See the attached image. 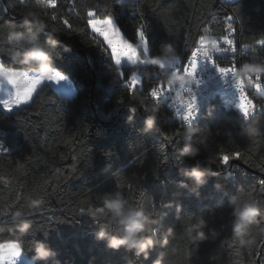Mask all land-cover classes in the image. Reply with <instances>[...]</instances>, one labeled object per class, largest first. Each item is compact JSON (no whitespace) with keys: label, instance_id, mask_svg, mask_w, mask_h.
Wrapping results in <instances>:
<instances>
[{"label":"trees","instance_id":"trees-1","mask_svg":"<svg viewBox=\"0 0 264 264\" xmlns=\"http://www.w3.org/2000/svg\"><path fill=\"white\" fill-rule=\"evenodd\" d=\"M26 11L48 27L24 26ZM230 14L238 17L243 43L231 59L242 61L249 45L250 59L264 62V0H0V61L38 71L19 61L31 46L29 38L43 43L51 36L59 41L52 49L54 66L76 89L66 96L44 84L26 106L7 112L0 105V142L8 148H0V245L15 239L29 248L24 255L32 264H264V173L259 171L264 112L246 120L240 107L232 103L235 109H227L228 99L215 97L187 126L165 100L149 94L178 70V63L182 66L203 27L211 28L207 35H221ZM109 15L147 64H115L88 23ZM141 21L146 22L147 54L137 34ZM12 30L25 34L22 46L8 40ZM169 48L173 67L165 69L156 61ZM14 53H20L16 61ZM133 73L142 85L129 96L133 85L125 79ZM145 108L154 112L150 127ZM161 131L172 135V142ZM186 145L193 155H182ZM224 150H240L236 153H244L248 163L232 159L222 165L218 153ZM193 169L201 170V182L185 174ZM117 190L128 201L125 211L141 208L148 216L142 235L152 238L154 247L147 249V259L124 245L108 246L120 225L99 209ZM234 199L260 201L262 214L243 243L233 237ZM21 222L29 225L23 232ZM101 225L107 234L98 238ZM40 242L54 255L35 259Z\"/></svg>","mask_w":264,"mask_h":264},{"label":"clouds","instance_id":"clouds-1","mask_svg":"<svg viewBox=\"0 0 264 264\" xmlns=\"http://www.w3.org/2000/svg\"><path fill=\"white\" fill-rule=\"evenodd\" d=\"M39 2V0H37ZM45 3H48V0H45ZM54 7L55 5H51ZM23 20L22 24L24 26H28L29 29L32 27L38 28L40 30H44L48 27L46 21L39 18L35 13L31 11L22 12ZM8 23L15 26V22L9 21ZM52 32H56L57 29L53 28ZM201 37H204L201 40ZM198 41V47L194 51V55L197 54L203 45H208V47L203 48L205 54L209 52L219 53L220 52V44L222 39H216L205 32L202 34ZM8 40L11 42L15 40L18 45L22 46V42L25 40V34L12 30L8 34ZM228 44H232L233 42L230 40L224 41ZM30 47H27L23 51L22 60L19 63L24 65H35L38 71L29 73V77L39 78L41 82L52 75L59 73L61 76L64 74L58 70L54 66V62L52 59V49H54L57 44L59 43L58 40L53 39L51 36L48 37L46 41L43 43L40 42L38 39L29 38ZM131 43L129 42V45ZM65 50H69L68 46H65ZM20 53H14L11 58L13 61L17 60V57ZM138 53L132 51L131 47H128L126 51L122 53L121 59L127 58L128 60L134 59ZM174 54L172 53L171 48L167 50V55L165 57L159 58V63L161 67L165 66L166 63L172 62ZM116 57L114 56V60ZM198 68V62L194 61L191 68L185 66V73H190L193 77L196 76ZM219 73H223V76H228L231 74L238 83L242 84L243 80L242 77L248 76L252 78L253 76L259 81L260 77L264 76V62H255L250 61L239 66H233L231 69H224L221 67H217ZM175 75V72L173 73ZM138 80H133V89L135 88L136 83ZM29 83H31V79H29ZM172 84V81L169 80V86ZM183 87V84H181ZM259 89L260 85H255ZM239 91V89H238ZM163 93L161 92H153L152 95L154 96L155 100H159V97ZM239 100L242 112L247 117L249 113L253 112L255 109V102L247 96V93L244 91H240L239 93ZM197 99L193 97L191 103L187 104L186 111L184 114V119L191 123L192 119L199 113V108L197 106ZM150 114L145 120V126L150 127L152 124V118L154 115L153 110L145 108ZM131 119V117H129ZM183 154L193 155V151L190 146H185V149L182 152ZM237 159H239L242 153H235L234 154ZM232 159V156L228 154H221L220 155V163L222 165H227L229 161ZM186 175L190 174L192 177L196 179L199 183L201 182L202 172L198 169H193L191 173H185ZM233 203L235 204L233 210V216L235 217L233 221V237L239 239L241 243L244 242V238L248 235V228L251 223H253L256 218L261 216V207L259 199H244L241 202L237 203L234 199ZM128 204L127 199L123 196L120 191H115L108 193L103 199V205L100 207L99 211L108 216L109 213L111 214V220L115 221L118 225H120L118 229L117 236H114L109 239L108 246L112 248H119L121 245L127 247L128 250L135 249V254L139 256L141 253L144 254L145 259L149 257V253L147 251L148 248L154 247V241L152 238H147L142 235V233L146 230V223L148 221V216L145 214L144 210L141 208H132L125 211V208ZM38 206V204L36 205ZM83 211V210H82ZM20 216L19 210L13 214V220H17ZM29 225L24 224L21 222L20 224V231H25ZM107 234V226L101 225L100 231L97 233L98 238H103ZM155 235V233H153ZM22 247L18 244L2 254H0V264H3L5 260H11L12 257L18 256ZM36 256L35 259H47L49 256L54 255L53 250L48 248L43 242H40L36 246ZM159 259V258H158ZM154 264H158V261H154Z\"/></svg>","mask_w":264,"mask_h":264},{"label":"built area","instance_id":"built-area-1","mask_svg":"<svg viewBox=\"0 0 264 264\" xmlns=\"http://www.w3.org/2000/svg\"><path fill=\"white\" fill-rule=\"evenodd\" d=\"M230 15L234 18L232 20H227L225 18L226 27L221 35H209L216 39H222L220 44V52L222 51V48L227 47L223 40L227 41L228 37L235 42V47H237V44H243L238 37L240 24L238 17L234 14ZM232 28L235 29L234 34L231 33ZM203 39L204 37H201V40ZM246 46V52H242V61H236V63L239 65L252 61L249 57L250 47L249 45ZM205 47H208V45H203L200 51L197 53L200 58L198 61V68L195 77H193L190 73L186 74L185 71H180L178 69L175 71V75L173 74L174 72H171V74H168L165 79H160L157 83V85H162L163 89H155L154 92H161L163 93L162 95H165L161 98V100L166 101L167 106L172 112L173 116L182 123L184 121V125L191 126L193 125L195 119H192L191 123L189 124L188 121L184 119V114L187 104L192 102L193 97H195L198 101V108L202 109V107H207L208 102H210L211 98L217 97V92H231V94H235L236 97H239L238 89L240 93V91H243L244 88L251 99L255 102L253 115L246 120H250L259 113L264 112V95L256 94L255 90V85L259 83L264 85V77H262V79L258 81L254 76L252 78L244 76L242 77L243 83L240 84L231 74L226 77L223 76L218 72L217 67L209 60V58L214 54L215 59L218 63H220L222 66H229L233 60L231 59V53L225 51L222 53L209 52L208 54H205L203 50V48ZM189 56L190 53L185 61L189 58ZM156 63L161 67V64L158 61H156ZM172 66L173 60L170 63H166L163 68L169 69L172 68ZM169 80L172 81V84L170 86ZM181 84H183V87H181ZM172 103L175 105V107H179V109L181 110L183 121L180 116L176 115L175 109L171 106ZM224 105L227 109H235V107L232 106V103H224Z\"/></svg>","mask_w":264,"mask_h":264},{"label":"snow or ice","instance_id":"snow-or-ice-1","mask_svg":"<svg viewBox=\"0 0 264 264\" xmlns=\"http://www.w3.org/2000/svg\"><path fill=\"white\" fill-rule=\"evenodd\" d=\"M237 11H238V9H237ZM92 15H94V13L90 10L89 11V16H92ZM233 18L234 17L231 16V15H229V16L226 17L227 20H232ZM65 21H67V22L65 23ZM63 23L68 27L69 30L71 29V25L69 24L68 20L65 19L63 21ZM88 23H89L91 29L94 32L99 33L106 40L107 47L105 48V51H108L110 49V55L113 56V51L115 50V54H116L115 55V57H116L115 64L116 65H120L121 64V61H122V59H121L122 53L124 51H126L128 49V47H135V46H134L133 43H131L129 45V42L126 39H113V36L120 37L121 34H122V31L120 30V28L114 22L113 15H109L108 18L106 20H103V21L96 20V19H89ZM101 24H103L104 26L101 27L100 26ZM136 28H137L138 38L142 42V44L144 46V49L143 50L145 51L146 49H149L148 48L147 33L145 31V29H146V22L141 21L136 26ZM206 29H211V28L210 27H203L202 33H198L197 38L193 41V46L191 48H189L190 49V56H189V58L186 61L183 62V65L182 66H180L179 63H178V66L177 67H178V69L180 71H184L185 70V66H187L188 68H191L194 61H197V62L199 61V58L200 57H199L198 54H195L194 55V51L197 49V47H198V41H199L200 37L202 36V34L204 33V31ZM231 33L232 34L235 33V29L234 28L231 29ZM228 40L232 41L233 43L232 44H228V43L224 42L227 45V47L222 48V51L219 52V53L228 51V52L234 54L236 52L235 42L232 39H229V37H228ZM244 47H247V46L245 45ZM117 60H119L120 62L119 63H116ZM209 60L216 67L219 66V67L224 68V69H231L233 66H238L239 65V64L236 63L235 59H233L232 62H231V64L229 66H222L220 63L217 62V60L215 59L214 54L209 58ZM0 66H3V68H5V69H10L12 72H19L20 71L19 69L7 67L4 64L3 61H0ZM118 71L120 72V75L123 76V71L120 70V69H118ZM221 74L223 75V73H221ZM262 77H264V76H262ZM262 77H260L259 81L262 79ZM64 78L65 77L64 76H61V74L56 73V74L52 75L51 77H48L47 79L48 80H56V81H59V80L64 79ZM30 79H31V83H30L31 86L30 87H28L27 89H25L23 92L15 91V94H14L15 95V98L14 99H13V96H10L8 99H5V100L2 101V103L4 104V106L6 108H8L9 110H11L13 108V106H19L22 103H28L29 101H31L33 99V94L34 93H37L38 86H40L42 84V82H41V80L39 78L30 77ZM134 79L137 80L136 73L131 74L125 80H130L131 81V84L133 85V80ZM158 79H159V76H158ZM138 81L139 82L136 83L135 86H141L142 85L141 78H139ZM4 83H10L11 85H13L15 87L16 78L15 77H11V78L7 79V82H5L4 80H0V85H3ZM259 85H260L259 89L257 87H255L256 94L264 95V85H262L261 83H259ZM155 89H163V86L162 85H157L155 87H152L149 90L150 96H152V93H153V91ZM133 91H134V89H129V96L130 95H134V94H132ZM243 91L246 92L245 91V88H244ZM238 94H239V91H238ZM164 96L165 95H162V96L159 97L160 102H161V98L164 97ZM247 96L250 97L248 95V93H247ZM124 99H125L124 96H121L120 97V101L121 102H123ZM171 106L175 109L176 115L177 116H180L182 118V121H183V116H182V113H181V110L179 109V107H175V105L173 103L171 104ZM197 106L199 107L198 103H197ZM253 112L249 113L247 117L245 116V114L243 112H242V114H243V116H244L245 119H248V118H250L253 115ZM183 124H184V121H183L182 125ZM251 131L252 132H255L256 129H252ZM161 133H162V136L166 140H168L169 142H172V140H173V136L172 135H168L167 133H164L162 131H161ZM173 146L175 147V145H173ZM0 148H2L4 152H7L8 151V148L5 147L2 142H0ZM239 151L240 150H234V151L224 150V151H220L218 153V155L227 153L230 156H232V159H237L235 157L234 153L239 152ZM239 159H242L245 163H248V160L245 158L244 153H242V155H240ZM164 162L165 161H161V163H164ZM257 167H259V166H257ZM259 171L261 173H264V167H260L259 168ZM260 183H264V180H261ZM19 199H20V197L17 196V200H19ZM12 242H16L15 239ZM28 250H29V248H25L24 246H22V250L20 251V254L18 256L12 257L11 264H16V259L15 258L21 257Z\"/></svg>","mask_w":264,"mask_h":264},{"label":"rangeland","instance_id":"rangeland-1","mask_svg":"<svg viewBox=\"0 0 264 264\" xmlns=\"http://www.w3.org/2000/svg\"><path fill=\"white\" fill-rule=\"evenodd\" d=\"M92 19H95V18H92ZM96 20L103 21V20H106V19H96ZM115 24H116V22H115ZM100 26L103 27L104 25L101 24ZM97 35L101 39H103L105 41V43L107 44L106 40L104 39V37L102 35H100L99 33H97ZM113 39H126V38L124 37L123 34H121L120 37L113 36ZM131 49H132V51L138 53V55L132 60H128L127 58H123L122 61H121V64L119 66H138V65L144 64L145 60L140 58L139 51L137 50V48L136 47H131ZM145 53L147 54V49L145 50ZM115 55L116 54H115V50H114L113 51V56H115ZM146 61H149V60H146ZM119 62H120L119 60L116 61V63H119ZM19 70H20L19 72H12L10 69H5V68H3V66H0V80H4L5 82H7V79H9L11 77H15L16 78L15 87L13 85H11L10 83H4L3 85H0V105L7 112H11L13 110L19 109L20 107L26 106L32 101L31 100L28 103H22L19 106H13V108L11 110L6 108L4 106V104L2 103L3 100L8 99L10 96H13V99H14L15 98V95H14L15 91L23 92L25 89H27L28 87L31 86L30 83H29V79H30L29 73L30 72L34 73L36 71L24 70V69H19ZM175 71L176 70H174V69L172 70V72H175ZM64 77H65L64 79H61L59 81L45 79L44 81H42V84L40 86H38V89L41 86H43L44 84H49L52 87H54L62 95H66V96L67 95L68 96L75 95L76 89L74 87V84L72 83V81L67 76L64 75ZM35 94L36 93L33 94V97L35 96ZM230 163H231V161L226 166H228ZM16 245H17L16 242H6V243L1 244L0 245V254H2L6 250H8V249H10V248H12V247H14ZM15 259H16V264H32L33 263L24 254L21 257L15 258ZM3 264H11V260H5L3 262Z\"/></svg>","mask_w":264,"mask_h":264},{"label":"bare ground","instance_id":"bare-ground-1","mask_svg":"<svg viewBox=\"0 0 264 264\" xmlns=\"http://www.w3.org/2000/svg\"><path fill=\"white\" fill-rule=\"evenodd\" d=\"M231 55H232V53H231ZM217 97H220V98H227L228 101H229V103H233V104H235L236 106H238V107L241 108L239 97H236L235 94H231V92L219 91V92H217ZM214 98H215V97H214ZM211 99H213V98H211ZM204 108H205V107H202V109H199V113H198V115L195 117V121H194L193 123H195L196 120L199 118V116L201 115V113H202V111H203Z\"/></svg>","mask_w":264,"mask_h":264},{"label":"crops","instance_id":"crops-1","mask_svg":"<svg viewBox=\"0 0 264 264\" xmlns=\"http://www.w3.org/2000/svg\"><path fill=\"white\" fill-rule=\"evenodd\" d=\"M95 34L97 35V33L95 32ZM98 36V35H97ZM149 61H146L144 62V64H147ZM140 77L137 76V80L139 79Z\"/></svg>","mask_w":264,"mask_h":264}]
</instances>
